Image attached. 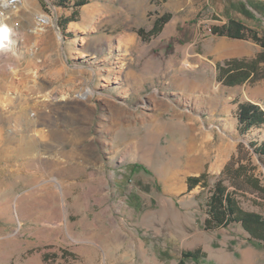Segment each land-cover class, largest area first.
<instances>
[{
    "label": "rangeland",
    "instance_id": "obj_1",
    "mask_svg": "<svg viewBox=\"0 0 264 264\" xmlns=\"http://www.w3.org/2000/svg\"><path fill=\"white\" fill-rule=\"evenodd\" d=\"M74 1L19 0L6 16L0 264H179L197 247L207 257L186 264H231L229 254L246 252L250 264H264V247L241 224L204 228L219 179L243 208L264 215V164L250 145L264 127L242 135L235 115L240 101L263 105L264 63L255 81L234 86L217 68L264 48L212 32L235 17L264 35V0H144L140 20L125 0H88L64 28ZM91 4L102 9L87 18ZM124 32L139 46L119 42ZM182 75L200 86H181ZM185 142L208 151L197 170L175 162ZM204 171L208 186L189 191L187 178Z\"/></svg>",
    "mask_w": 264,
    "mask_h": 264
},
{
    "label": "trees",
    "instance_id": "obj_2",
    "mask_svg": "<svg viewBox=\"0 0 264 264\" xmlns=\"http://www.w3.org/2000/svg\"><path fill=\"white\" fill-rule=\"evenodd\" d=\"M69 0H58V4L64 5ZM88 0H75L73 5L76 10L73 11L71 17L65 18L64 23L60 24L65 28L66 24L77 20L78 8L86 4ZM171 18L170 14L161 16L155 22L151 35L160 33L162 27ZM213 34L218 36H226L233 39H251L264 48V35L248 25L245 21L230 17L228 22L222 25H214L212 27ZM140 35L145 37L144 30L139 29ZM264 63V51L255 58H238L232 57L224 61L217 62L218 80L228 86L243 84L248 80L255 81L258 77V67ZM238 120V128L242 135L247 134L252 129H262L264 127V102L263 105L251 100L240 101L235 112ZM254 152L264 164V139L260 141H252L250 143ZM137 167L145 168L140 164ZM225 167L222 174L228 169ZM208 173L206 171L199 175H192L187 178L188 190L194 189L198 185L208 186ZM207 217L204 221V228L208 231L218 230L228 227L234 223H240L249 233L250 239L256 240L264 247V215L259 212L251 211L243 208L238 200L236 193L229 189L222 179H219L210 188V194L205 204ZM207 257V252L202 247L195 249H186L181 252L179 264H186L191 259L195 263H199Z\"/></svg>",
    "mask_w": 264,
    "mask_h": 264
},
{
    "label": "bare ground",
    "instance_id": "obj_3",
    "mask_svg": "<svg viewBox=\"0 0 264 264\" xmlns=\"http://www.w3.org/2000/svg\"><path fill=\"white\" fill-rule=\"evenodd\" d=\"M3 1H12V0H3ZM3 1L0 2V14L4 15V13L8 10L6 12V15H5V18H6V16H8L7 14L9 13V11L11 9H14L15 7L11 8L12 4H5V2H3ZM18 1L19 0H14V3H16ZM125 4L129 5V9L131 11L136 12L138 14L139 20L143 18L144 12L146 9V4H145L144 0H125ZM99 9H102L101 5L91 4V5L87 6L85 8V10L87 11L86 17L89 18V16L94 15L95 12H97ZM43 18H45L44 21H46V22L49 21L46 16ZM130 22H133V21L128 20L127 25H130L131 24ZM35 30H36V32H40L41 30L46 31V28L45 27H39V28H36ZM10 37H11V29H9L7 23L4 21L0 25V49L4 48L7 45V42H8ZM118 38H119V42H121V43L124 42L125 44H127L129 42L135 41L136 45L139 46L137 36L132 34V33L124 32V33L120 34L118 36ZM218 47L220 50H223L226 48L224 45L222 47H220V46H218ZM144 48L145 47H143L141 49L144 50ZM138 76L140 77V74ZM201 80H200V82H201ZM197 81L192 80L191 78H187L185 75L178 77V83L181 86L187 85L190 87L197 88L200 86V84ZM48 117H49V114L46 113L44 116V119H48ZM158 119H160V117L156 118V120H158ZM175 121L179 122V124H181L183 122V119H179V120L177 119ZM198 146L196 147L195 144L187 145L186 142L182 143L175 150V153H174L175 162H177V161L181 162L182 160L183 161L186 160V162H188L189 167L193 168L194 170H197L199 165L201 164V162H203L208 156V151H206V150L204 151L203 149L199 148Z\"/></svg>",
    "mask_w": 264,
    "mask_h": 264
},
{
    "label": "crops",
    "instance_id": "obj_4",
    "mask_svg": "<svg viewBox=\"0 0 264 264\" xmlns=\"http://www.w3.org/2000/svg\"><path fill=\"white\" fill-rule=\"evenodd\" d=\"M230 39H233V38H230ZM238 40H242V39H238ZM236 224H240V223H236ZM234 254H236V253H234ZM249 254H250L249 252H246L244 254L241 253L240 258H238V259L237 258H234L231 254H229L228 255V262H230L231 264H250L251 258H250V255Z\"/></svg>",
    "mask_w": 264,
    "mask_h": 264
},
{
    "label": "built area",
    "instance_id": "obj_5",
    "mask_svg": "<svg viewBox=\"0 0 264 264\" xmlns=\"http://www.w3.org/2000/svg\"><path fill=\"white\" fill-rule=\"evenodd\" d=\"M3 1V0H2ZM3 2H5V4H14V0H12V1H3ZM6 22L7 23V25H8V27H9V29H13V25L5 18V15H1L0 14V25L3 23V22Z\"/></svg>",
    "mask_w": 264,
    "mask_h": 264
}]
</instances>
